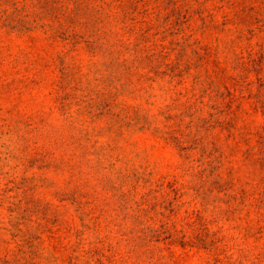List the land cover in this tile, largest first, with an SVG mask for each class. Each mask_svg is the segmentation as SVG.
I'll use <instances>...</instances> for the list:
<instances>
[{
    "label": "rangeland",
    "instance_id": "rangeland-1",
    "mask_svg": "<svg viewBox=\"0 0 264 264\" xmlns=\"http://www.w3.org/2000/svg\"><path fill=\"white\" fill-rule=\"evenodd\" d=\"M0 264H264V0H0Z\"/></svg>",
    "mask_w": 264,
    "mask_h": 264
}]
</instances>
